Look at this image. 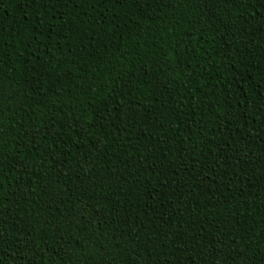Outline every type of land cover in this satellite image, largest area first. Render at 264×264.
<instances>
[{"label":"trees","instance_id":"16d2710c","mask_svg":"<svg viewBox=\"0 0 264 264\" xmlns=\"http://www.w3.org/2000/svg\"><path fill=\"white\" fill-rule=\"evenodd\" d=\"M0 264H264V0H0Z\"/></svg>","mask_w":264,"mask_h":264},{"label":"snow or ice","instance_id":"6c2138e0","mask_svg":"<svg viewBox=\"0 0 264 264\" xmlns=\"http://www.w3.org/2000/svg\"><path fill=\"white\" fill-rule=\"evenodd\" d=\"M18 3L22 2L23 4H35L37 0H17Z\"/></svg>","mask_w":264,"mask_h":264}]
</instances>
